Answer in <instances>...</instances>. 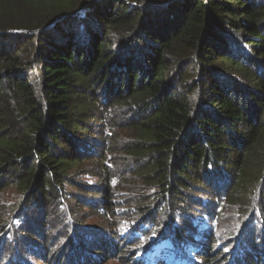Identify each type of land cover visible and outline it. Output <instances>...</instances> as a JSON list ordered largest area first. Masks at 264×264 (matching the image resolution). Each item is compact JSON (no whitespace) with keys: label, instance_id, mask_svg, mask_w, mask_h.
Wrapping results in <instances>:
<instances>
[{"label":"trees","instance_id":"obj_1","mask_svg":"<svg viewBox=\"0 0 264 264\" xmlns=\"http://www.w3.org/2000/svg\"><path fill=\"white\" fill-rule=\"evenodd\" d=\"M98 93L96 132L84 118ZM110 97L131 115L129 188L145 194L74 206V193L113 199L127 185L109 181L120 137ZM9 186L0 264L39 255L27 231L36 200L56 214L57 256L68 252L55 264L126 251L135 264H264V0H0V193Z\"/></svg>","mask_w":264,"mask_h":264},{"label":"rangeland","instance_id":"obj_2","mask_svg":"<svg viewBox=\"0 0 264 264\" xmlns=\"http://www.w3.org/2000/svg\"><path fill=\"white\" fill-rule=\"evenodd\" d=\"M83 16V15H80ZM17 31V30H15ZM84 88L89 90L91 87L85 86ZM90 97L92 99L89 100L87 102V113L89 117H85L84 118V123H91L92 125V130L93 131H100V127H97L98 123V113L99 112H104L102 111V107L101 106V93H98L97 96L90 94ZM81 100V99H79ZM109 101V102H108ZM112 99L111 97L109 99H107V106L106 107V112L109 115V121H112L116 124V128L115 131L117 132V134L120 135V137L115 141L116 142V150L113 152V156L115 157V161L112 164V170L113 173L111 174L112 176L110 177L109 181H110V186L114 187L115 184L117 183V181L119 179H117V173H119L121 175V177L126 178V187L123 189V191L121 190H117L114 191V195L113 199L110 198L108 196H105L104 198H102V195L98 194V195H87L86 197L84 196V194H79V193H74L73 198H72V205L76 206L77 204L80 205H84L85 201H89V206L91 208H98L100 206H103L104 208H108L109 204L111 203L112 206H116L117 208H120L121 205L123 204L122 202H125V204H128L127 199L128 198H136L140 195V194H145L144 190L139 189V190H134L132 188H129L132 184V179L131 177L134 176L136 174L135 167L138 166L137 165V161L138 158H132L130 157L127 152H126V146L123 145V143H129L132 139H133V133L126 127L128 124V120L127 119L129 116V111L127 110V108L125 107H121V106H117V107H112V103L111 102ZM98 111V112H97ZM104 115V114H102ZM95 116V117H94ZM81 117V115L79 116ZM104 121V119L102 120ZM108 121V122H109ZM131 121V119L129 120ZM91 138H95V136H91ZM88 139V138H87ZM130 140V141H128ZM102 140L99 138L98 135H96V149H95V153H99L101 152L102 149H104L105 147L103 146V144H101ZM110 158V155H108ZM94 158H96L94 156ZM132 158V159H131ZM135 159V160H134ZM95 162V159L93 161H89V162H83L81 163V167L84 170H90L88 168L89 164H92ZM145 165V164H144ZM143 165V166H144ZM82 169H78V170H74L72 171V175L75 174V176L79 175L81 173ZM145 172V171H143ZM74 176V177H75ZM98 177H100V175H98ZM76 185H78L81 180L80 178H76V180L74 181ZM91 182V181H89ZM92 183V182H91ZM96 187H94L96 190H103L105 189V184L103 183V181H98L96 183ZM16 188L14 186H9L8 188L3 190V193H0V205L3 204H8L9 206H11V204L18 198L17 192H16ZM96 196V197H95ZM153 196L151 194H149V201H147V203L152 202ZM244 197H242L243 199ZM242 199L240 201H235L232 202L230 204V211L231 209H236L235 207H237L238 204H243L242 203ZM103 200V202H101ZM103 203V204H101ZM15 205H13L11 208H14ZM4 207V206H2ZM227 207V206H226ZM76 207H72V210H74ZM78 209H80L78 212V214H81V212L84 213V215H87V218L85 219H89L91 214H93V212L90 211V209L88 210L87 207H81L78 206ZM3 210V209H2ZM29 215H30V222L28 223V228L27 231L31 233L32 236L27 238V242L32 238H34L33 243L35 246L34 249H36L37 247H39L40 252L39 255H37L38 253H33V252H29L32 250H29L27 252H23L20 251L19 252V256L21 257L20 260V264H55V259H60L61 261H65L67 259V255L68 252H63L61 254L58 253L57 256V246L55 247V241L53 242L52 239L55 238L54 233L57 232V230H53L51 232H48V230L51 228L52 224H57V218H56V214L54 213V209L51 208L50 204L48 203H41V200H36L34 202H30L29 203ZM47 211V212H46ZM213 209H210V212H212ZM228 211L226 218L222 220V222L224 223V228H228L232 223L235 222V216L232 215V213ZM95 215L91 216V220H102L100 219L97 215L96 212L94 211ZM112 220H109V223H111ZM221 223V222H220ZM222 225V223H221ZM226 226V227H225ZM59 231V230H58ZM33 233V234H32ZM35 235H37L35 237ZM58 238H61L62 236L65 235V233H60L58 232ZM27 236V235H26ZM37 240V241H36ZM8 242V241H7ZM40 242V243H39ZM3 244H6V242H4ZM2 251H12L9 246H5L2 248ZM59 252V250H58ZM129 252L126 251L123 252L122 254L118 255L117 257H112L110 258L107 262L102 263V264H135V262H130V255L128 254ZM51 259H50V258ZM13 258H11L10 260H8V264L12 263ZM80 263H81V259H79ZM78 262V260L76 261Z\"/></svg>","mask_w":264,"mask_h":264}]
</instances>
